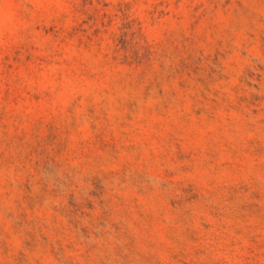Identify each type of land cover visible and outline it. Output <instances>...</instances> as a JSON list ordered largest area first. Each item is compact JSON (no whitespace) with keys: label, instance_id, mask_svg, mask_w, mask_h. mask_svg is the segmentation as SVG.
I'll use <instances>...</instances> for the list:
<instances>
[{"label":"rangeland","instance_id":"rangeland-1","mask_svg":"<svg viewBox=\"0 0 264 264\" xmlns=\"http://www.w3.org/2000/svg\"><path fill=\"white\" fill-rule=\"evenodd\" d=\"M0 264H264V0H0Z\"/></svg>","mask_w":264,"mask_h":264}]
</instances>
